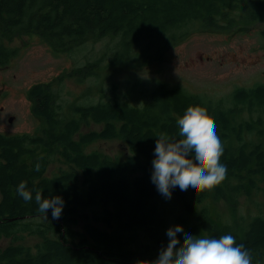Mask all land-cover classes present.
I'll return each instance as SVG.
<instances>
[{
	"label": "trees",
	"instance_id": "1",
	"mask_svg": "<svg viewBox=\"0 0 264 264\" xmlns=\"http://www.w3.org/2000/svg\"><path fill=\"white\" fill-rule=\"evenodd\" d=\"M229 9L240 10L238 18L252 24L264 17V0H0V68L16 55V49L5 43L20 33L46 38L56 52L95 32L121 34L125 52L118 62L123 63L128 61L126 53L143 40L162 41L167 33L199 20L218 27L220 17L228 19L226 13L220 14ZM30 99L35 116L46 126L42 134H0V240L11 242L0 250V264H151L156 260L169 242L162 204L170 200L151 181L156 139L161 133L176 137V121L190 105L205 108L215 121L224 146L221 162L227 166L226 178L237 184L211 191L172 189L193 220L178 218L185 230L177 237L182 243L185 233L212 238L231 234L250 250L252 264L263 263L264 216L252 217L238 234L232 225L213 220L208 202L213 195L222 199L229 192L257 189L264 179V84L236 89L228 98L229 107L223 100L213 102L161 85L142 108L127 103L75 107L73 112L81 120L63 119L55 98L41 85L31 89ZM242 110L261 114L254 122L237 121ZM89 119L102 126L101 131L79 137L82 121ZM254 132L259 141L254 140ZM117 138L130 153L126 163L85 151L93 141ZM57 160L65 169L50 174ZM20 181H26L33 197L35 189H41L44 198L62 197L60 219H52L51 210L45 219L34 199L25 202L19 197ZM95 208L100 212L90 215L88 211ZM31 236L41 242L34 247L24 244ZM140 237L143 242L135 249L132 243Z\"/></svg>",
	"mask_w": 264,
	"mask_h": 264
},
{
	"label": "rangeland",
	"instance_id": "2",
	"mask_svg": "<svg viewBox=\"0 0 264 264\" xmlns=\"http://www.w3.org/2000/svg\"><path fill=\"white\" fill-rule=\"evenodd\" d=\"M225 13L228 19L220 17L218 27L199 20L167 33L162 41L143 40L126 53L128 61L123 63L118 62L125 52L121 34L95 32L69 44L65 51L56 52L46 38L20 33L9 44L5 43L16 49V55L0 68V134H42L46 126L35 116L30 99V91L36 85L55 98L57 111L65 120L82 119L73 112L78 106L127 103L142 108L150 103L152 92L161 85L213 102L223 100L229 107L228 98L236 89L264 84V17L251 24L238 18L240 10L229 9L220 16ZM260 114L242 110L236 120L254 122ZM101 129L91 119L82 121L79 137L99 133ZM254 140L259 141L257 132ZM85 151L98 152L120 163H126L130 156L121 138L98 139L87 145ZM62 169L65 166L57 160L50 174ZM236 184V180L225 178L218 186L228 189ZM208 206L214 221L230 224L240 234L252 217L264 216V179L257 189L229 192L222 199L213 195ZM162 207L167 210V229L180 225L185 230L178 218L193 221L178 195H172ZM88 212L99 213L100 208ZM98 227L111 232L105 226ZM40 242L41 238L31 236L24 244L34 247ZM142 242L140 237L131 243L136 249ZM10 243L1 239L0 250Z\"/></svg>",
	"mask_w": 264,
	"mask_h": 264
},
{
	"label": "clouds",
	"instance_id": "3",
	"mask_svg": "<svg viewBox=\"0 0 264 264\" xmlns=\"http://www.w3.org/2000/svg\"><path fill=\"white\" fill-rule=\"evenodd\" d=\"M176 124V137L161 133L156 139L152 161L151 181L166 199H171L172 189L176 187L181 191H211L227 176V166L221 162L224 146L207 110L190 105ZM35 170L40 171L39 164ZM16 191L25 202L34 199L37 211L44 214L45 219L49 210L52 219H60L65 204L62 197L44 198L41 189H35L33 197V190L28 189L26 181H20ZM181 232L180 225L167 230L169 242L151 264H252L250 250L237 244L231 234L212 238L185 233L181 243L177 237Z\"/></svg>",
	"mask_w": 264,
	"mask_h": 264
},
{
	"label": "water",
	"instance_id": "4",
	"mask_svg": "<svg viewBox=\"0 0 264 264\" xmlns=\"http://www.w3.org/2000/svg\"><path fill=\"white\" fill-rule=\"evenodd\" d=\"M12 121H13V118L10 119V122H12Z\"/></svg>",
	"mask_w": 264,
	"mask_h": 264
}]
</instances>
